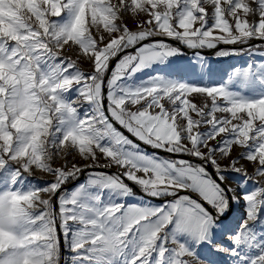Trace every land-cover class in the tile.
Here are the masks:
<instances>
[{
    "label": "snow or ice",
    "instance_id": "snow-or-ice-1",
    "mask_svg": "<svg viewBox=\"0 0 264 264\" xmlns=\"http://www.w3.org/2000/svg\"><path fill=\"white\" fill-rule=\"evenodd\" d=\"M262 47L264 0H0V264H264Z\"/></svg>",
    "mask_w": 264,
    "mask_h": 264
},
{
    "label": "rangeland",
    "instance_id": "rangeland-1",
    "mask_svg": "<svg viewBox=\"0 0 264 264\" xmlns=\"http://www.w3.org/2000/svg\"><path fill=\"white\" fill-rule=\"evenodd\" d=\"M126 19H127L129 26L134 27L131 19H128V18H126ZM253 41H251V42H253ZM233 47L234 48H240L241 45H232L229 48H233ZM185 49L188 51H193V50H190L187 48H185ZM245 49H246V51L242 55L229 56L227 58H216L215 52L211 56H206V55L200 54L203 57L204 61L206 62V66L204 69L205 73H207L208 68H210L212 70V81L211 82H218L221 75H224V78L227 79V76L225 74L227 72H229L233 66H245L246 62L249 60H252L253 62H257L261 59L258 52L255 55H251L247 51V48H245ZM203 50L204 51H210L209 49H203ZM260 50L264 51V47H262ZM65 55L70 56L73 59H76V53H74L71 49H69L65 53ZM78 63H79L81 70L86 71V72L91 70L89 63H87L86 61L80 60V61H78ZM189 63H191V65L195 66L197 73H199L201 71L200 60L195 56L194 53L193 54H187L184 51L183 56H181L179 58H173V68L174 69L176 67L186 68L189 66ZM174 75L177 78L188 79L189 81L195 82V77L189 72L174 71ZM203 82L204 83L210 82L207 74H205ZM192 99L197 104H202L204 102L203 98L198 96V95L193 96ZM233 155H235V152L233 153ZM66 160H67L69 166L72 163H76V164L85 163L84 161H81L78 157L74 158L73 155H68L66 157ZM64 164H65V158H62V157H58L57 159H55L53 161L54 167H60V166H63ZM246 166L248 168L249 173H251L252 172V165L248 164ZM108 170H116V168L113 167L112 169H108ZM82 176H83V174L81 175V177ZM81 177H80V182H82L84 180L85 176H83L82 179H81ZM32 179H33L34 183L38 184L39 186H44L46 181H51L53 178L46 173L37 172L35 177H33ZM75 183L76 182H69L67 185H65V187L67 189L71 190L75 186ZM230 183H233V186H235V183L233 181H230ZM249 184L251 185V181L249 182ZM45 198H47V197H45ZM57 211H58V208H57ZM234 211H235L236 216H242L243 215V207L242 206L239 209H235ZM230 215H232V214L230 213ZM68 255L69 254L65 251V249L63 247V238L61 237V264H65V257H67ZM68 264H71L70 260H69Z\"/></svg>",
    "mask_w": 264,
    "mask_h": 264
},
{
    "label": "water",
    "instance_id": "water-1",
    "mask_svg": "<svg viewBox=\"0 0 264 264\" xmlns=\"http://www.w3.org/2000/svg\"><path fill=\"white\" fill-rule=\"evenodd\" d=\"M173 44H175V42H172ZM252 45H257V44H260L259 41H256L254 40L253 42H251ZM221 48H229L231 46H225V45H220ZM241 47H244V48H247V46H241ZM183 51H185L187 54H193L194 51H188L186 50L185 48L183 49ZM216 50H210V51H204V50H200V54L202 55H206V56H211ZM134 139V138H133ZM149 152H151L152 150L151 149H148ZM161 155H166L164 153H161ZM104 171H110V172H116V170H108V169H105ZM84 176V175H83ZM83 176L81 177V179L83 178ZM137 192H139V189H136Z\"/></svg>",
    "mask_w": 264,
    "mask_h": 264
}]
</instances>
